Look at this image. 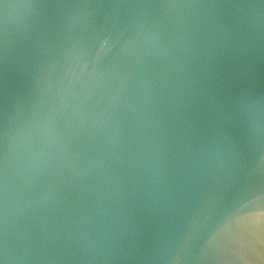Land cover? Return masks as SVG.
I'll return each mask as SVG.
<instances>
[{
	"label": "water",
	"instance_id": "water-1",
	"mask_svg": "<svg viewBox=\"0 0 264 264\" xmlns=\"http://www.w3.org/2000/svg\"><path fill=\"white\" fill-rule=\"evenodd\" d=\"M0 264H264V0H0Z\"/></svg>",
	"mask_w": 264,
	"mask_h": 264
}]
</instances>
